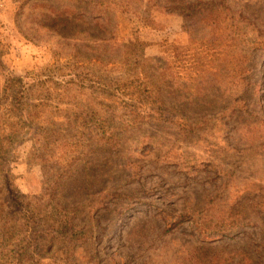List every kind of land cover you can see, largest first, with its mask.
I'll use <instances>...</instances> for the list:
<instances>
[{
    "label": "rangeland",
    "instance_id": "374dc122",
    "mask_svg": "<svg viewBox=\"0 0 264 264\" xmlns=\"http://www.w3.org/2000/svg\"><path fill=\"white\" fill-rule=\"evenodd\" d=\"M199 1L118 0L105 65L0 0V264H264V0Z\"/></svg>",
    "mask_w": 264,
    "mask_h": 264
},
{
    "label": "trees",
    "instance_id": "16d2710c",
    "mask_svg": "<svg viewBox=\"0 0 264 264\" xmlns=\"http://www.w3.org/2000/svg\"><path fill=\"white\" fill-rule=\"evenodd\" d=\"M59 1H67L72 8L69 11L59 9L56 6ZM172 1H176L177 4L176 6H172V8L180 10L182 13L195 10V15H199L203 12V7L199 0L189 5L181 4V0ZM24 4L38 13L34 22V26L37 27L36 31L43 30L50 33L43 40L42 38L36 39V36L31 37L21 32L25 39L46 45L55 44L57 47H71V50L68 51L69 53L65 57H61L60 51H57L58 53L57 55L55 54V58L57 57L58 59L65 58L66 60L74 61L96 60L103 62L105 65L110 63V60L105 58L106 49L110 50L111 46L115 44L114 41L117 35L116 16L120 11L126 10L121 9L122 7L127 8L130 6L127 3L124 6L118 0H26ZM25 5H21L19 11H22ZM90 25H93V27L91 28ZM52 34H58V40L55 41V38H51ZM112 63L116 62L113 61ZM11 81L13 83H20L21 79H11ZM139 81L141 83L136 84ZM149 83L148 79L129 77L118 82L116 86L122 85L124 89L134 85H138L139 89L141 86H144V90L137 91L139 92V96H142L141 94L148 92ZM120 91L123 90L120 89ZM130 100H133V98H130ZM137 100H139L140 104L145 103L144 100H140L139 98ZM151 103L154 104V102ZM144 105L148 107L146 104ZM134 110L137 111L138 109L134 108Z\"/></svg>",
    "mask_w": 264,
    "mask_h": 264
}]
</instances>
